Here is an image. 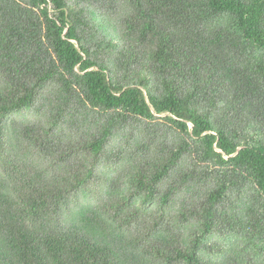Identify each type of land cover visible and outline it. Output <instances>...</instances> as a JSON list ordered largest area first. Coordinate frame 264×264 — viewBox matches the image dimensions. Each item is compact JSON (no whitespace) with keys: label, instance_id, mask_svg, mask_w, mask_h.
<instances>
[{"label":"trees","instance_id":"16d2710c","mask_svg":"<svg viewBox=\"0 0 264 264\" xmlns=\"http://www.w3.org/2000/svg\"><path fill=\"white\" fill-rule=\"evenodd\" d=\"M0 264H264V0H0Z\"/></svg>","mask_w":264,"mask_h":264}]
</instances>
